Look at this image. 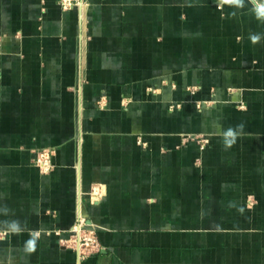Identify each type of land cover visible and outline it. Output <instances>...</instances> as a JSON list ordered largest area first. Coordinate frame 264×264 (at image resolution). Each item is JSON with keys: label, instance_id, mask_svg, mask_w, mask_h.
I'll list each match as a JSON object with an SVG mask.
<instances>
[{"label": "crops", "instance_id": "0c3cea01", "mask_svg": "<svg viewBox=\"0 0 264 264\" xmlns=\"http://www.w3.org/2000/svg\"><path fill=\"white\" fill-rule=\"evenodd\" d=\"M253 9L0 0V264H264ZM80 214L100 244L83 259Z\"/></svg>", "mask_w": 264, "mask_h": 264}, {"label": "built area", "instance_id": "2783aa9c", "mask_svg": "<svg viewBox=\"0 0 264 264\" xmlns=\"http://www.w3.org/2000/svg\"><path fill=\"white\" fill-rule=\"evenodd\" d=\"M90 0H59V5L63 10H70L71 8H86L89 6ZM202 140V145H204ZM37 165L44 171H49L52 164L50 160V151H41L36 160ZM98 187L95 188L94 193L98 194ZM73 236L71 238L72 244L78 251L79 259L85 258L92 250L100 249V244L94 229L89 228L86 218L79 215L77 222L72 228Z\"/></svg>", "mask_w": 264, "mask_h": 264}, {"label": "clouds", "instance_id": "9594fccd", "mask_svg": "<svg viewBox=\"0 0 264 264\" xmlns=\"http://www.w3.org/2000/svg\"><path fill=\"white\" fill-rule=\"evenodd\" d=\"M250 2L254 5L253 10L256 14V17L258 19L264 20V0H250ZM225 4L235 5L237 7H243L244 6V0H220V6H223ZM250 39H251L252 43L255 44L261 39V36L254 34V35H251ZM226 135L229 137H234L235 134L230 129ZM232 142L233 141H229L228 143L231 144ZM11 227H12L13 231H19L18 225L16 223H13ZM35 247H36V239H35V235H34L33 238L27 242V249L26 250L31 252V251L35 250Z\"/></svg>", "mask_w": 264, "mask_h": 264}, {"label": "rangeland", "instance_id": "374dc122", "mask_svg": "<svg viewBox=\"0 0 264 264\" xmlns=\"http://www.w3.org/2000/svg\"><path fill=\"white\" fill-rule=\"evenodd\" d=\"M45 150H46V149H45ZM41 151H44V150H41ZM41 151H40V152H41ZM47 151H49V150H47ZM40 152H39V153H40ZM38 155H39V154H38ZM36 160H37V158H36ZM50 160H51V151H50ZM36 164H37V163H36ZM96 236H97V235H96ZM98 241H99V240H98Z\"/></svg>", "mask_w": 264, "mask_h": 264}]
</instances>
